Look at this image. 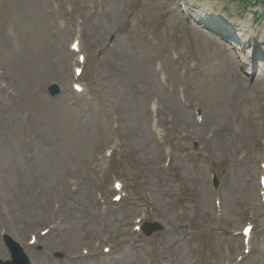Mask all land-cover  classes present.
I'll list each match as a JSON object with an SVG mask.
<instances>
[{
    "label": "rangeland",
    "instance_id": "1",
    "mask_svg": "<svg viewBox=\"0 0 264 264\" xmlns=\"http://www.w3.org/2000/svg\"><path fill=\"white\" fill-rule=\"evenodd\" d=\"M263 145L264 0H0V259L264 264Z\"/></svg>",
    "mask_w": 264,
    "mask_h": 264
},
{
    "label": "bare ground",
    "instance_id": "2",
    "mask_svg": "<svg viewBox=\"0 0 264 264\" xmlns=\"http://www.w3.org/2000/svg\"><path fill=\"white\" fill-rule=\"evenodd\" d=\"M240 2H242V1H240ZM251 23V22H250ZM250 23H248L247 21H243L242 22V26L240 27H238V30L242 33V34H244V35H246V33L248 32V31H250ZM248 28V29H247ZM215 29H217V30H222V31H224L223 33H225V34H223L224 36H223V38L226 40V39H228L227 37H230V38H233V35L231 34V32H229V30L227 29V28H225V29H221V28H215ZM226 35V36H225ZM251 39V37L249 38V40ZM233 40H234V42H236L238 45H240V44H242L241 45V47L238 49V52L239 53H241V54H245L246 53V46L244 47L243 46V44H245V43H243V42H240V41H238V39L237 38H233ZM249 40H248V42H249ZM246 43H247V41H246ZM250 47V46H249ZM256 51V50H255ZM258 57V53H257V51L252 55V56H249L248 58H247V60H248V63H250L251 61V59L253 58V59H256Z\"/></svg>",
    "mask_w": 264,
    "mask_h": 264
},
{
    "label": "water",
    "instance_id": "3",
    "mask_svg": "<svg viewBox=\"0 0 264 264\" xmlns=\"http://www.w3.org/2000/svg\"><path fill=\"white\" fill-rule=\"evenodd\" d=\"M159 229L157 224H147L145 226V231L150 234L153 230ZM26 257L24 256L23 252L19 249L15 251V261L11 264H26Z\"/></svg>",
    "mask_w": 264,
    "mask_h": 264
},
{
    "label": "snow or ice",
    "instance_id": "4",
    "mask_svg": "<svg viewBox=\"0 0 264 264\" xmlns=\"http://www.w3.org/2000/svg\"><path fill=\"white\" fill-rule=\"evenodd\" d=\"M249 230H250V229L246 228L244 231H245V232H248Z\"/></svg>",
    "mask_w": 264,
    "mask_h": 264
}]
</instances>
